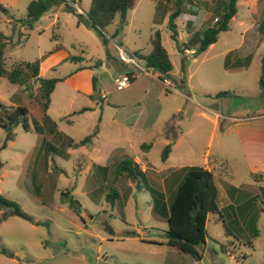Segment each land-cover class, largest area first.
<instances>
[{
    "label": "rangeland",
    "instance_id": "374dc122",
    "mask_svg": "<svg viewBox=\"0 0 264 264\" xmlns=\"http://www.w3.org/2000/svg\"><path fill=\"white\" fill-rule=\"evenodd\" d=\"M29 1L17 0L14 6L0 7V34L3 35L1 40L5 39L7 44L4 52L7 69L18 62H37L39 66V61L57 45L71 56L86 59L87 63L104 61L109 74L113 67L119 66L115 46L124 49L141 68H145V61L133 52H150L151 37L158 31L161 43L175 66V78L179 77L188 85L185 93L206 104H221L226 112H250L263 105L264 96L257 78L264 52V0L256 2V11L251 10L249 0H237V11L229 22V29L217 35L212 47L192 54L195 57L188 56L184 48L199 46L202 24H213L214 17L221 16L223 0H182L181 16L175 20L177 31L181 33L179 38L177 35L179 49L170 38L167 26L168 15L176 8L175 0H134L121 27L119 14L100 27L106 46L89 16L86 15L91 22L90 27L79 23L65 7L67 0L52 4L31 29L23 28L21 33L19 29L11 30L14 22L26 17ZM76 2L88 6L92 0ZM2 3L0 0V6ZM117 28L119 33L114 36ZM228 50L233 51L227 54ZM236 57L239 65L232 64ZM241 62H244L243 66L245 62L250 64L247 69L236 68L242 65ZM72 66L73 61L59 65L48 71L44 78H58ZM130 66L127 71H130ZM104 77L105 88L114 89V95L132 94L137 102L136 109L146 106L137 114L150 124L166 114L168 118L174 114L175 120L183 123H186L185 118L189 119L188 115L183 119L180 115L189 105L181 92L158 90L155 92L158 94L156 100L143 103L142 99H136L142 95V90L137 87L117 90L109 75L104 74ZM23 78L24 85L0 78V101L9 106L24 105L29 111L26 126L21 121L7 132L0 125V192L16 201L30 218L16 214L0 217V264H53L78 260L81 256L88 264H185V254L167 245L166 234L159 238L163 230H167V224L156 222L148 209L150 196L144 184L151 186L149 179L145 178L146 183L141 180L135 182L134 177L121 175L119 178L116 172L111 179L117 163L111 165L107 174L90 163V158L101 151L104 142H121L124 132L113 128L101 132L97 138L94 128L99 109L79 114L77 110L87 104L83 96L73 101L70 97L76 92L58 82L49 94L47 108H43L45 98L31 76V69H26ZM180 88L177 86V91ZM220 91L227 93L219 98L211 96ZM178 106L181 108L175 109ZM211 106L219 108L216 104ZM124 107L128 109L129 105ZM169 125H173L172 120L164 124L162 135L169 139L171 145L176 132L169 131ZM198 132L192 130L191 142L185 144L189 150L187 154H181L180 148H174L169 153L170 158L180 161L179 164L204 165L205 153L208 148L210 151L213 149L218 136L209 147L205 134ZM86 136H90V140L81 142ZM183 143L184 140L181 145ZM162 150L158 142L146 157L150 162H159ZM125 152L134 154L131 149ZM136 154L144 164L145 152L140 150ZM231 156L228 164H225L227 161H219L223 167L222 178L231 184L243 183L247 178L244 162L240 156ZM134 176L141 179L144 174L138 169ZM166 183V195L171 198L174 182L169 179ZM114 191L120 192L121 197L113 196L111 204L106 200V194ZM166 195L163 194L164 198ZM67 198L77 200L78 203L72 204L76 212L58 210L66 204ZM248 200L237 210L230 206L208 214L205 224L208 238L205 245L198 248L201 259L198 261L189 256L191 263L264 264V196L259 193ZM34 218L39 220L37 224L32 223ZM128 230H137L145 238L163 240V244L149 245L127 238L125 232Z\"/></svg>",
    "mask_w": 264,
    "mask_h": 264
},
{
    "label": "crops",
    "instance_id": "0c3cea01",
    "mask_svg": "<svg viewBox=\"0 0 264 264\" xmlns=\"http://www.w3.org/2000/svg\"><path fill=\"white\" fill-rule=\"evenodd\" d=\"M1 1L3 2L1 4V9H6L7 5L14 6L17 2V0ZM249 2L252 4L251 10L256 11V8L254 7H256V2H258V0H249ZM69 5H72L75 8L73 9ZM90 5L91 2L88 6H84L82 3L78 4L76 0H67V4L65 3V7L69 11L70 9H73L75 12H82L85 16L87 15L85 13H87V11L89 10ZM215 19L216 17H214V20ZM8 21V23L11 22L10 20ZM90 25L91 22L87 27H90ZM23 28L26 29V26L22 25V23L17 20L16 22H14L11 30L19 29V33H21ZM180 36L181 33L178 30V38ZM4 40L5 39H2L1 42L5 43ZM6 40L9 41L8 39ZM214 43L210 44L209 46L212 47ZM119 48L120 47L115 46V57L119 66L113 67L110 74L107 71L108 68L106 67L104 61L98 60L101 62L97 65V60H95L93 63H87L86 59L82 57L80 58L71 56L66 49L62 48L61 45L55 46L46 54V56H44V58L39 61L38 77L43 78L48 71L55 69L59 65L65 64L67 62L72 63L73 61V66L71 67V69H69L62 76L58 77L60 79L58 82H63L67 87L76 92L70 97L71 99H73V101L77 100L79 96H83L85 98L87 104H84L79 110H77L79 114L86 111L95 112L96 109H99L98 121L94 128V132L97 133V138L99 137V134L101 132L113 130V128L116 131L121 130L122 132H124V136L122 137L121 142H119L120 140L117 142H104L102 144L101 151L90 158L91 165H95L96 169H99L100 171H102V173L107 174L111 168V165L114 166L119 159H122L124 157L130 158L136 165V168L141 171V174H144L141 179H132L135 182L141 180V182L145 181L146 183L145 178L147 177L152 183L151 186L147 183L144 184L145 191H147L150 196V200L147 202V205L151 215L153 207L151 191H156L157 189V191H160L162 194L166 195V181H168L169 179L172 180V182H174L172 196L170 198L166 195L167 198H164V200H166V205L169 206L176 193L179 183L184 177L186 167L192 166L193 164H186L185 162L179 164L180 161L177 162V160L171 159L169 154L165 160H162V151L160 154L159 162H150L146 155L151 150L154 144L156 145L158 142H160L161 146L164 148L165 145L170 142L166 136L162 135V130L164 124L172 120L174 128L176 129H173L172 131L176 132V139L172 141L169 153H171L172 149L174 148H180L181 154H187L189 150H186L185 144L191 142L190 136L192 130L193 132L195 130H198L199 132L197 134L202 131L207 138V144L209 145V147L212 146L213 139L218 136V140L216 141L213 149L210 151L208 148L207 152L205 153V162L202 167L206 168L212 173L213 180L218 188L219 208L222 209L224 207L235 206V209L237 210L239 206H242L243 203L249 201L248 199L253 196H258L259 193L261 194L260 187H264V101L263 105L255 107L250 112H226L223 110L221 104L212 103L211 105L216 104L219 107L214 108L209 103H203L201 99L193 98L188 92L185 93V90H188V85L185 84L183 80L179 79V77L175 78L177 72L174 70L175 66L173 62L170 60L172 63V70L169 72V76L165 75V77H167L171 81V84L175 87V90L167 88L162 83L161 79L159 78V72L157 71H154L153 76L143 73L135 75L130 84L125 88H130L128 90H132L137 87L142 90V95L138 96V98L136 99H142L143 103H146L148 100L149 102H151L152 99L156 100L158 94L155 92H158V90H161L163 92L168 89L173 92H181L183 97L189 101V105L183 108V110L180 112V115L182 119L185 117V115H188L189 119L187 120L185 118L186 123H183L180 121H176L174 118V114L169 118L167 116L168 114H166V116H160L157 121L150 124L147 120L138 117V110L145 109L146 106H140L139 109H136L135 103L137 102L133 97H131L132 94L118 96L114 95V89L105 88L106 77H104V74L109 75V79L111 80L112 77L116 74H120L123 71L129 72V70L127 71L128 64H123L118 58ZM195 50L196 48L193 47L189 49L186 47L184 48V51L188 54V56L192 54L196 55L194 53ZM232 51L233 50H228L226 51V53L230 54ZM237 61H239L238 57L234 58L232 64L235 65V63H238ZM241 63V66H238L240 64L238 63L237 67H235L239 69H247L250 64L248 62H245V66H243L244 62ZM130 68V71L133 72V68L131 66ZM177 86L181 87V90L178 89L177 91ZM156 87H158V89H156ZM217 93L218 92L212 94L211 96L219 98L216 95ZM126 104L129 105L128 109H124L126 108L124 107ZM244 105L245 104H242V106ZM82 108H87V110L81 111ZM180 108L181 107L178 106L175 109L178 110ZM205 111H208L209 113H211V115H208ZM191 117H194L195 119L190 120ZM183 140L184 143L183 145H181ZM144 144L148 146L142 148V145ZM126 149H131L134 154L127 155L125 152ZM140 150L145 152V156H143L144 164L140 161V158L136 154V152ZM230 155H232V158H234L236 155L240 156L244 162L247 171V178L243 183L239 182L238 184H231V182L222 178L223 167H221L222 163H220L219 161H227L225 162V164H228ZM181 161H183V159H181ZM178 171L180 173L176 176H173V174ZM115 172L119 175V178L122 177L121 175L128 176L125 172H119L118 166L115 165L113 172L110 175L111 179H114ZM257 174H261L263 176H257ZM155 186L159 188H155ZM118 193L120 196V192ZM122 200L124 204V198H122ZM69 203L70 202L66 200V204L63 207L61 206L58 210L62 212H76L75 209L72 208V205ZM154 220L165 225L164 221L161 219L154 218ZM38 222L39 220L37 218H34L32 221L33 224H37ZM163 231L164 232L159 235V238L165 235V230ZM125 235L127 236V238H133L149 245L163 244V240H159L153 237L145 238L143 237V233H139L137 232V230H128L125 232ZM173 250L177 251L174 248ZM184 256V258L186 259V261L184 262L185 264H193L189 259L190 255L185 254ZM53 264L88 263L86 262V258L84 256H81L78 260H70L58 263L55 262Z\"/></svg>",
    "mask_w": 264,
    "mask_h": 264
},
{
    "label": "trees",
    "instance_id": "16d2710c",
    "mask_svg": "<svg viewBox=\"0 0 264 264\" xmlns=\"http://www.w3.org/2000/svg\"><path fill=\"white\" fill-rule=\"evenodd\" d=\"M63 2L64 0H30L27 6L26 17L20 18L22 25L31 29L38 18L54 3ZM223 12L220 17H216L213 24H203L199 33V46L195 50V54L203 52L210 44L216 41L217 35L229 29V22L235 15L237 8V0H223ZM134 0H92L87 15L91 19L92 24L98 29V34L104 46H106V39L101 33L100 27L106 23L113 21L116 14L121 16L120 27L126 22L125 15L128 9L133 6ZM182 0H175V10L168 16L167 26L170 30V38L173 39L178 47V31L176 19L181 15ZM221 5V4H220ZM1 7V6H0ZM119 33V29L115 30L114 36ZM3 37L0 34V78H6L10 83L23 84V76L26 69H31V76L35 78L41 90V96L45 98L43 108H47L49 94L54 88V85L60 80L59 78H43L38 77V63L18 62L11 69H7L5 63V46L6 43L1 42ZM152 49L147 54H142L139 51H134V55L142 58L145 61V66L152 68L159 72L162 76H169L172 70V63L169 55L161 43L160 33L156 31L151 37ZM107 53V51H106ZM101 61H96V65ZM95 85V83H94ZM258 86L264 95V52L261 56V72L258 78ZM166 91H168L166 89ZM227 91L218 92L216 95L220 96L226 94ZM87 108H82L85 111ZM28 108L24 105L9 106L0 101V125L5 131L10 132L12 128L19 122L27 125ZM169 131L174 129L173 125H169ZM168 131V132H169ZM91 137L86 136L81 142L89 140ZM146 144L142 145L145 148ZM170 143H168L162 150L161 159L165 160L170 152ZM118 171L125 172L128 176L134 177L136 165L130 158L124 157L117 162ZM141 173V171L139 170ZM257 176H263L257 174ZM138 180V179H137ZM261 194L264 195V187H260ZM153 207L152 216L164 220L167 224L166 235L167 245L178 250L181 253L188 254L196 260L201 259L199 253V246H204L208 237L205 224L209 213L218 212V188L213 180L212 173L202 166L186 167L185 174L179 183L176 193L171 200L169 206L166 205L164 196L160 191H151ZM113 196L119 198V193L114 191L106 194V200L113 204ZM69 204H73L70 202ZM9 214H16L23 218L29 219L30 216L22 211L20 205L0 192V217L5 218ZM161 216V217H159ZM222 217V216H221ZM224 218V216L222 217ZM224 220V219H223ZM179 236V238H176ZM249 245L250 242H249Z\"/></svg>",
    "mask_w": 264,
    "mask_h": 264
},
{
    "label": "built area",
    "instance_id": "2783aa9c",
    "mask_svg": "<svg viewBox=\"0 0 264 264\" xmlns=\"http://www.w3.org/2000/svg\"><path fill=\"white\" fill-rule=\"evenodd\" d=\"M118 58L123 64L131 65V67L133 68L134 71L133 72L129 71V72L122 73V74H116L115 76L112 77V82H113V84L117 90H122L125 87H127L130 84V82L132 81V79L134 78V76L137 74L143 73V74H148V75L153 76L154 71H156V70H154L152 68H148V67L141 68L135 62L134 58L129 53L125 52L124 49L119 48ZM159 78L161 79L162 83L167 88L175 90V87L171 84V81L167 77L162 76L159 73Z\"/></svg>",
    "mask_w": 264,
    "mask_h": 264
},
{
    "label": "water",
    "instance_id": "95a60500",
    "mask_svg": "<svg viewBox=\"0 0 264 264\" xmlns=\"http://www.w3.org/2000/svg\"><path fill=\"white\" fill-rule=\"evenodd\" d=\"M71 13L77 18V20L82 23L85 26H88L90 24V21L88 18L82 13V12H75L73 9H70ZM68 202L72 203H78L77 200H74L72 198H67ZM167 238L171 237L170 235H166ZM176 238H179V236H176Z\"/></svg>",
    "mask_w": 264,
    "mask_h": 264
}]
</instances>
